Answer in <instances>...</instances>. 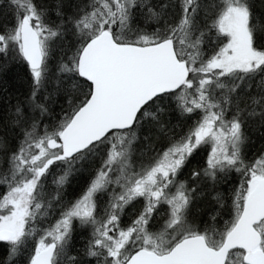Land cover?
<instances>
[{"label": "snow or ice", "instance_id": "snow-or-ice-1", "mask_svg": "<svg viewBox=\"0 0 264 264\" xmlns=\"http://www.w3.org/2000/svg\"><path fill=\"white\" fill-rule=\"evenodd\" d=\"M0 264H264V0H0Z\"/></svg>", "mask_w": 264, "mask_h": 264}]
</instances>
